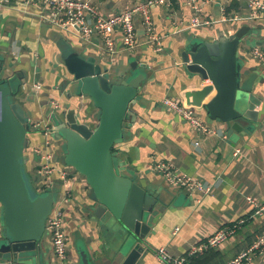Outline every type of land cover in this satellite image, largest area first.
Here are the masks:
<instances>
[{
  "label": "crops",
  "instance_id": "1",
  "mask_svg": "<svg viewBox=\"0 0 264 264\" xmlns=\"http://www.w3.org/2000/svg\"><path fill=\"white\" fill-rule=\"evenodd\" d=\"M91 1L97 14L106 16L143 0ZM203 8L213 18V23L192 29L189 23L192 8L188 0L152 4L148 15L154 33L161 38L162 50L154 51L149 47L144 27L137 17L136 47L123 49L121 32L116 30V51L107 54L97 33L82 40L74 27L63 28L42 21L39 14L43 8L37 1L31 4L25 0H13L9 6L0 5V68L4 76L23 73L24 80L17 78L14 97L29 113V123L42 120L52 128V116L71 102V95H67L68 90L63 85L67 72L61 68V46L96 57L99 63L107 65L114 79L123 76L132 61L148 72L132 105L135 119L125 123L123 139L114 150V154L124 156L125 171L134 172L138 183L157 196L154 204L157 213L146 238L150 246L137 264H160L154 254L159 246H165L173 255H181L191 244L205 239L219 227L232 225L238 218L245 217L244 225L225 243L194 257L202 259L198 264H229L235 255L264 232V214L251 217L253 206L247 201L250 196L264 202V66L249 55L250 48L264 41V19L250 20L245 2L234 0H208ZM244 25L249 26V31L243 38L239 57L244 62L246 77H252L251 85L244 91L255 107L257 121L252 123L249 132L235 138L226 135L221 123L210 120L217 134L203 136L163 106L161 99L170 95L186 103L182 95L184 91L210 84L209 80L198 83L197 77L190 78L182 65L180 51L190 36L212 39L219 34L229 35ZM251 42L255 44L249 48ZM38 66L39 74L34 70ZM53 102L59 103V107L54 109ZM193 108L207 122L205 109ZM88 117H97L96 110L91 109ZM223 134L225 138L221 137ZM28 137L25 155L29 167L31 160L36 159L32 147L40 145L44 136L40 130L30 128ZM196 140L198 144H195ZM58 141L62 142L55 140L57 144ZM236 148L239 152L235 155ZM158 161H169L175 169L211 183L213 192L199 196L169 186L152 168ZM70 193L71 202L66 206L64 219L69 238L68 259L59 263L46 235L42 255L34 262L11 261L7 264H106L103 232L90 219V207L95 203L88 197L89 188L78 179ZM81 253L86 255L82 260ZM243 264H264V251Z\"/></svg>",
  "mask_w": 264,
  "mask_h": 264
},
{
  "label": "water",
  "instance_id": "2",
  "mask_svg": "<svg viewBox=\"0 0 264 264\" xmlns=\"http://www.w3.org/2000/svg\"><path fill=\"white\" fill-rule=\"evenodd\" d=\"M248 31L244 25L212 39L190 36L180 51L190 78L210 81L184 91V104L204 108L207 118L221 123L228 137L249 132L257 121L244 91L252 77H246L239 57ZM60 50L61 68L68 74L63 85L71 102L52 116L51 135L63 143L64 165L83 176L89 188L88 197L95 203L90 219L103 232L106 264H137L150 246L146 238L157 213V196L124 165L115 167L112 149L122 141L125 123L135 119L132 105L148 72L132 61L124 75L114 79L96 57L69 46ZM34 70L39 74V66ZM2 74L0 68V264L34 262L42 255L46 220L58 197L51 187L33 191L29 186V113L14 97L23 73ZM91 109L97 112L93 129L85 119ZM85 257L81 253V260Z\"/></svg>",
  "mask_w": 264,
  "mask_h": 264
},
{
  "label": "built area",
  "instance_id": "3",
  "mask_svg": "<svg viewBox=\"0 0 264 264\" xmlns=\"http://www.w3.org/2000/svg\"><path fill=\"white\" fill-rule=\"evenodd\" d=\"M40 3L41 9L39 17L42 21L51 23L59 27H74L78 30L82 40H88L93 33H97L103 40L107 54H113L115 49L114 34L116 30L121 32V43L125 49H133L137 45L135 20L139 17L146 33V43L154 51L162 50L161 38L153 31L152 21L148 15V8L152 4L164 5L169 0H143L135 2L118 12L110 15H98L92 7L91 0H25L26 3ZM233 1V0H232ZM245 2L250 20L264 19V0H234ZM13 0H0V5L9 6ZM208 0H188L192 8V15L189 20L192 29H199L202 26L208 27L213 23V18L204 11L203 4ZM235 13H233L234 16ZM90 15V16H88ZM90 17V18H88ZM252 59L264 66V41L260 45H255L249 49ZM163 106L172 113L178 115L187 122L197 133L211 137L217 134L213 126L208 125L191 106L185 105L176 97L166 95L161 99ZM59 107V103L53 102V108ZM95 114V113H94ZM86 116L88 126L93 129L96 125L97 117ZM40 130L44 136L42 143L32 147L35 153L36 179L43 183L42 190L52 186V177L57 175L62 180V195L57 199L56 204L46 220L45 231L52 246L53 256L65 262L68 259L67 242L68 235L64 228L66 206H70V189L78 179L86 185L83 176L70 166L60 165L55 159L52 146L54 141L48 138L51 134V127L42 120H34L29 123V130ZM225 135H221L222 138ZM198 144V141H195ZM239 150L236 148L234 154ZM153 170L159 173L164 181L171 187L182 188L189 193L197 195H208L213 192L211 183L203 181L195 175L181 172L173 167L169 161H158L153 164ZM36 180V181H37ZM39 190V191H42ZM248 203L253 206L251 217L264 214V202H258L252 197H247ZM245 217L238 218L232 225L219 227L205 239L191 244L181 255H173L165 246H159L154 254L160 264H185L190 258L202 254L209 248H217L225 243L235 232L245 223ZM264 251V232L258 234L254 241L244 250L235 255L229 264H243L249 262L253 257Z\"/></svg>",
  "mask_w": 264,
  "mask_h": 264
},
{
  "label": "rangeland",
  "instance_id": "4",
  "mask_svg": "<svg viewBox=\"0 0 264 264\" xmlns=\"http://www.w3.org/2000/svg\"><path fill=\"white\" fill-rule=\"evenodd\" d=\"M254 44H255V42H251L249 44V48L252 47ZM122 48L125 49L123 45H122ZM260 65L263 66L262 64H260ZM261 66H258V68L260 69ZM206 123L211 126L209 119H207ZM48 138L51 139L52 141H54L53 136L51 134H49ZM42 139H43V137H42ZM62 145H63L62 142L58 141V144H57V142H55L51 149H53V152L57 158L58 163L63 166L64 163H63ZM114 163H115L116 168L120 165H126V161H125L124 156L121 154L115 153L114 154ZM36 165H37L36 161L31 160L30 166L29 167L27 166V168L25 169V171L27 172V178L29 180V186L33 191H36V190L39 191V190H42V188H43L42 182H40L38 180L35 181ZM52 180H53V183H52L51 188L53 191L57 192V197L60 198L62 195V188H63L62 187V180L57 175H54L52 177ZM65 218H66V216H65Z\"/></svg>",
  "mask_w": 264,
  "mask_h": 264
},
{
  "label": "trees",
  "instance_id": "5",
  "mask_svg": "<svg viewBox=\"0 0 264 264\" xmlns=\"http://www.w3.org/2000/svg\"><path fill=\"white\" fill-rule=\"evenodd\" d=\"M117 145V144H116ZM115 150V146L113 147V149H112V152H113V154H114V151ZM202 261V259H200V257H196V258H191L190 259V261L189 262H187V264L189 263H191V264H198V263H200Z\"/></svg>",
  "mask_w": 264,
  "mask_h": 264
}]
</instances>
